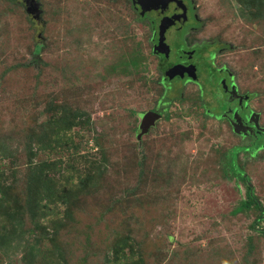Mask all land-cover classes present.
Listing matches in <instances>:
<instances>
[{
	"label": "rangeland",
	"instance_id": "rangeland-1",
	"mask_svg": "<svg viewBox=\"0 0 264 264\" xmlns=\"http://www.w3.org/2000/svg\"><path fill=\"white\" fill-rule=\"evenodd\" d=\"M192 1L197 26L170 44L208 45L263 132L264 0ZM37 2L34 19L0 0V264H264V221L233 212L246 190L223 165L251 141L218 116L206 70L167 90L157 18L131 0ZM237 164L264 207V144ZM43 177L57 202L37 198Z\"/></svg>",
	"mask_w": 264,
	"mask_h": 264
},
{
	"label": "flooded vegetation",
	"instance_id": "flooded-vegetation-1",
	"mask_svg": "<svg viewBox=\"0 0 264 264\" xmlns=\"http://www.w3.org/2000/svg\"><path fill=\"white\" fill-rule=\"evenodd\" d=\"M181 1L186 8V19H184L183 16H180L182 14V9L177 7L174 3H171L163 13H161L160 11H152L145 13L143 16L141 15V17H144L146 14H150L153 15V17L157 18V20H155L154 18L152 19V23L154 26H156L157 30L153 37V51L154 48L158 45L159 41L158 26L160 21H162L164 18H170L172 16L179 17V19L175 21V23L170 26L164 34V43L168 46L169 49L168 55L166 56L165 54L154 51V54L158 57L159 69L162 74V81L166 83V87L167 84H176L177 87L175 88L177 89V92L179 91V93L181 94V90L185 84H195L199 86L198 82L201 76V70H206L207 75L205 81H207V84H209L210 86L215 88V90L218 91H215V93L220 94L221 101L219 102H224L227 106L225 109L223 108V112L219 113L218 116L223 117L228 121L229 125L233 130V133H235L242 139L250 140L251 144L252 139H260V137H262V143L258 147L260 148L264 144V131L262 132V128L259 127L257 123V118L253 111L248 109V100L245 97L241 98V96L244 95L239 93V90L236 84L234 83V76L232 72L229 71L227 67H222L221 69L214 68L211 62H205L204 64V60H206L207 57H213L214 51L207 52L208 54L204 56V52H206L208 45H194L193 48L189 49V46H184V43L181 38L182 36L179 37V43L183 47L182 49H175L173 48V45L170 44L169 38L172 37L173 34L180 32L183 35L187 31H189V29L192 30L197 26L198 19L197 14L195 13L193 1ZM131 4L133 8L139 11L138 6L134 5L132 0ZM224 48L226 47H218L215 51L218 52ZM174 66H180V73L172 78H169L168 74L166 73ZM207 70L214 74L213 80L210 78V76H208ZM168 89H171L170 86L167 87V90ZM252 114H254L253 117ZM235 115L236 118L234 117ZM236 126L238 127V131H235ZM243 146H240L239 152H245L241 148Z\"/></svg>",
	"mask_w": 264,
	"mask_h": 264
},
{
	"label": "water",
	"instance_id": "water-1",
	"mask_svg": "<svg viewBox=\"0 0 264 264\" xmlns=\"http://www.w3.org/2000/svg\"><path fill=\"white\" fill-rule=\"evenodd\" d=\"M27 6V11L29 14L33 15L35 19H39L40 12L38 9V2L37 0H24ZM133 4L138 6L140 15H144L147 12L152 11H160L163 13L171 3H174L177 7L182 9V14L184 19H186V8L183 5L181 0H132ZM179 19L178 16H172L170 18H164L160 21L158 30H159V41L158 45L154 48L155 52L168 55V46L164 43V34L166 30L172 26L175 21ZM180 66H174L170 70L167 71L169 78H172L180 73L179 71ZM181 75V74H180ZM254 114H252V117ZM161 114L156 111H149L142 115L141 121L139 124V134L138 138H140L143 134H146L149 129L154 126L155 122L160 119ZM236 118V115L234 116ZM235 131H238V127H235ZM251 185V184H250ZM252 186V185H251Z\"/></svg>",
	"mask_w": 264,
	"mask_h": 264
},
{
	"label": "trees",
	"instance_id": "trees-1",
	"mask_svg": "<svg viewBox=\"0 0 264 264\" xmlns=\"http://www.w3.org/2000/svg\"><path fill=\"white\" fill-rule=\"evenodd\" d=\"M144 18H150V14H146ZM152 23V22H151ZM153 24V23H152ZM169 102V101H168ZM167 101H164V103H168ZM74 123H71L70 125H73ZM70 127V126H69ZM48 142V141H47ZM262 143V140L259 141L258 144H255L252 142V144H247L241 147L245 152L251 151L253 147L257 149L260 144ZM256 145V146H255ZM47 147L46 144L42 147ZM240 150V147H233L232 149H229L226 153L223 155V165L225 166L227 172H229L230 175L235 176L239 181H241L246 190V194L244 199L240 200L237 204V206L234 208L233 212L235 214L241 213L244 211H247L251 208L255 209L257 211V220L264 221V207L262 203L259 201V199L255 196L252 184L249 182V177L245 174V172L241 169V167L237 164V155ZM50 163H44L42 166H40L41 172H47V167ZM39 175V174H38ZM37 175V176H38ZM44 179L42 182H40L41 187L36 190V196L37 198H41L46 201L45 205L47 203H55L57 200L54 199V193L53 190H49L47 193H45L49 188L45 189L42 192V189H44L47 185L46 183V177H43ZM42 179V178H41ZM251 184V185H250ZM4 194H2V197ZM1 197V198H2ZM255 223V222H254ZM252 228L254 230L259 231L260 233H264V229L257 228L256 226L252 225Z\"/></svg>",
	"mask_w": 264,
	"mask_h": 264
}]
</instances>
